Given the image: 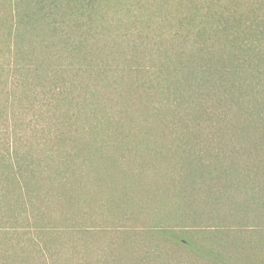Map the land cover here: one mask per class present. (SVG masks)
Instances as JSON below:
<instances>
[{
	"label": "trees",
	"instance_id": "16d2710c",
	"mask_svg": "<svg viewBox=\"0 0 264 264\" xmlns=\"http://www.w3.org/2000/svg\"><path fill=\"white\" fill-rule=\"evenodd\" d=\"M0 264H264V0H0Z\"/></svg>",
	"mask_w": 264,
	"mask_h": 264
}]
</instances>
